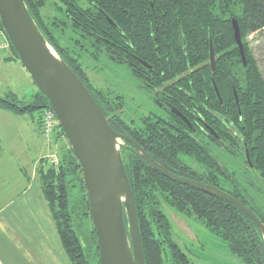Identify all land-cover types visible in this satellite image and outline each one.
Listing matches in <instances>:
<instances>
[{
	"label": "trees",
	"instance_id": "1",
	"mask_svg": "<svg viewBox=\"0 0 264 264\" xmlns=\"http://www.w3.org/2000/svg\"><path fill=\"white\" fill-rule=\"evenodd\" d=\"M23 2L47 43L92 95L111 129L134 142H122L120 156L134 201L144 263L194 264L172 240V226L164 212L168 208L198 221L216 239L225 242L242 264H264L261 232L238 208L218 195L163 176L139 155L142 149L159 164L154 149L156 122L140 118L138 105L126 104L119 87L110 83L115 76L122 78L124 74L136 86L142 82L156 87L170 82L187 83L182 90L180 86L172 87L177 91L175 97L206 99L210 108L223 113L240 138V156L244 158L245 150L248 152L252 164L249 172L264 184V79L248 42L250 35L264 29V0ZM232 21L238 25L244 63L233 38ZM209 41L215 58L213 73L209 66ZM9 51L17 59L11 46ZM137 61L142 62L147 74L145 81L139 76L142 71L134 67ZM90 72L103 76L107 83H94ZM211 80L219 89L222 107ZM46 108L48 104L38 91L30 102L19 101L11 93L0 97V110L18 116L36 114L37 125L40 112ZM222 138L226 143L232 141ZM53 139L66 142L59 125ZM179 143L172 146L171 157L185 156L189 151L187 144ZM66 145L62 156L56 157V164L51 163L45 171L39 167L42 195L70 264H99L81 172L67 142ZM173 175L199 182L189 176ZM227 179L219 184L211 179L203 183L236 199L242 197L240 185L224 186ZM76 187L80 195L72 205L70 190ZM262 201L259 219L264 221Z\"/></svg>",
	"mask_w": 264,
	"mask_h": 264
},
{
	"label": "water",
	"instance_id": "2",
	"mask_svg": "<svg viewBox=\"0 0 264 264\" xmlns=\"http://www.w3.org/2000/svg\"><path fill=\"white\" fill-rule=\"evenodd\" d=\"M232 27L244 63L236 21H232ZM0 28L20 65L45 98L77 161L96 235L99 264H145L134 201L120 156L127 137L111 129L92 95L40 33L23 0H0ZM209 62L213 71L211 41ZM141 156L163 176L220 196L250 217L264 233L252 213L232 197L177 178L144 154Z\"/></svg>",
	"mask_w": 264,
	"mask_h": 264
},
{
	"label": "flooded vegetation",
	"instance_id": "3",
	"mask_svg": "<svg viewBox=\"0 0 264 264\" xmlns=\"http://www.w3.org/2000/svg\"><path fill=\"white\" fill-rule=\"evenodd\" d=\"M135 64L136 65H134V67L136 66L137 70L142 71V74L139 76L143 81H145L147 78V74L142 69V62L140 64L137 61ZM143 65L145 68L151 69L150 67L146 66L145 63H143ZM211 72L213 73L214 70H211ZM129 80L131 81V85L137 91L141 100L135 102L128 97V92H126V95L122 94L125 98L126 104L131 105L132 107H135L137 104L138 114L140 115V118L144 120H155L156 122L155 129L157 128V135L154 141V149L157 154L159 164L157 162L156 163L158 165L161 164L160 166L166 167L172 172L170 173L172 175L174 173L175 175H184L196 179L199 182L190 180L188 181L198 183L203 186H206L203 182H208L209 179L214 180L219 184L222 180H224L225 177L226 179L228 177V179L224 186L234 187L237 184L240 185L234 175V169H236V165L238 166L241 162L244 169L249 172V170H251L252 168V164L250 163L248 152L246 150L244 152V158L240 156V138L237 134V131L227 123L223 113L219 114L217 113V111H215L214 108H210L207 105L208 100L206 99H185L182 96L176 98L175 94L177 91L174 90L175 86H180V90H182V87L184 88L188 85L187 83L183 82L180 84H176L175 82H170L163 87H156L152 83L145 84L144 82H142L138 83V87V85L136 86V83L133 82L130 77ZM211 86L213 88L219 106L222 107L223 102L219 93V89L217 88L213 80H211ZM172 87H174V89ZM234 98L236 104L238 105V100L235 94ZM127 113L128 115L131 114L129 113V111H127ZM238 113L239 116H241L239 108ZM222 136L228 138V140L231 139L232 141L226 143V141L223 140ZM127 139L128 141H124L125 143L134 145V142L130 141L129 138ZM178 142H180V145L184 143L187 144L189 151L185 156L180 155L176 157L175 155V157H171L173 154V152H171L172 146ZM129 144L128 148L131 150ZM125 147H127L126 144ZM166 149H168V153L165 151ZM142 154H144V151L140 149L139 155L141 156ZM147 157L149 158V156ZM243 162L245 164H243ZM245 165H247V167ZM164 170L166 171L165 168ZM254 179H256L255 183L247 180L245 181L246 185L252 186L258 194L264 196V184L259 180V178L255 177ZM256 183L258 184L257 186ZM240 189L241 190L239 191L243 194L242 197L244 198L246 196L244 199H241L242 197L236 199L228 194L227 195L232 197L233 199L241 203L246 209H248L249 212L252 213V215L264 228V221H261L259 219V208L263 205V201L253 199L251 196H248L245 193V189ZM240 200H244L245 204H243ZM249 204H251V207L249 206ZM250 208L253 211H251ZM244 215L248 217L246 214ZM248 218L260 230L264 243L263 231H261L258 225L250 217Z\"/></svg>",
	"mask_w": 264,
	"mask_h": 264
},
{
	"label": "crops",
	"instance_id": "4",
	"mask_svg": "<svg viewBox=\"0 0 264 264\" xmlns=\"http://www.w3.org/2000/svg\"><path fill=\"white\" fill-rule=\"evenodd\" d=\"M12 56L5 58L13 62ZM6 84L9 85L7 81ZM7 87L3 88V96L11 93ZM24 116L0 110V264H70L41 187L34 189L32 184L39 175L40 164L32 167L17 156L12 161L4 154V151L6 154L9 151L24 153L26 148L36 147V138L40 137L36 116L31 115L32 127L22 121ZM20 121L23 130L18 127ZM26 129L31 130L30 133ZM60 141L51 139L46 142L57 144Z\"/></svg>",
	"mask_w": 264,
	"mask_h": 264
},
{
	"label": "rangeland",
	"instance_id": "5",
	"mask_svg": "<svg viewBox=\"0 0 264 264\" xmlns=\"http://www.w3.org/2000/svg\"><path fill=\"white\" fill-rule=\"evenodd\" d=\"M248 42L250 44V48L257 63L258 69L264 79V29L260 32L250 35L248 37ZM9 52L10 51L0 54V97L3 96V88L10 86L7 88L10 89L9 91H11V94H14L17 100L30 102L33 98V95L37 93V89L17 59H15L13 62H9L10 60L8 61L5 58L7 55H13L11 52L8 54ZM89 76L94 83L96 82L99 85H105L107 83L103 76L97 75L96 73L90 72ZM115 78L114 81L111 80L110 83L112 85L114 84L115 86L117 85L123 95H126V92H128L127 94L129 95L128 97L130 99L134 100L135 102L141 100L137 91L131 85V81L129 80V77L126 76V74H124L122 78H118L117 76H115ZM6 81L9 83V85L6 84ZM31 115L32 114L26 115L22 118V121L26 122V126H30V121L32 119ZM33 116L35 117L36 114ZM22 121L18 123V127L21 130L24 129ZM55 122L58 124L56 118ZM29 131L31 130L26 129L27 133H30ZM38 132L40 137L36 136L38 139L36 138L35 148H26V150L23 151L24 153L16 152L12 154L9 151V153L6 154V151H4L5 156H8V159L12 161L16 160L17 156L22 162L27 164L30 163L32 167L35 164H40L45 171L49 165H51V157L60 158L65 151L64 148H66L67 145L64 139H61V141L57 144L54 142H46L53 139L54 135L50 137V139L44 138L40 133L39 126ZM43 159L44 161L39 163ZM45 160H47L48 163H46L47 161L45 162ZM234 171L236 180H238L241 188L245 189V193L248 196H251L255 200H264V196L258 194L252 186L246 185L245 181L247 180L252 183L256 182V179H254L255 177L253 175L255 173L246 171L241 162L238 166L236 165V169H234ZM39 177L40 175H37L35 181L32 183L34 189H38L40 186ZM257 185L258 184L256 183V186ZM78 195H80L78 187L70 190V201L72 202V205L74 202H76ZM249 206L251 207V204H249ZM164 212L172 226L173 240L194 264H242L238 257L229 252L225 242L216 239L198 221L194 219H186L181 214L168 208L165 209ZM7 213L8 212H6V214Z\"/></svg>",
	"mask_w": 264,
	"mask_h": 264
},
{
	"label": "built area",
	"instance_id": "6",
	"mask_svg": "<svg viewBox=\"0 0 264 264\" xmlns=\"http://www.w3.org/2000/svg\"><path fill=\"white\" fill-rule=\"evenodd\" d=\"M9 49V42L0 28V54L9 51ZM37 120L41 135L46 139H50V137L54 135L58 126V124L55 122V116L53 112L49 108L43 109L40 112ZM51 163L56 164L57 158L51 157Z\"/></svg>",
	"mask_w": 264,
	"mask_h": 264
}]
</instances>
